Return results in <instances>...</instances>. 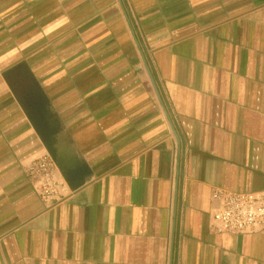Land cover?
<instances>
[{
  "label": "crops",
  "instance_id": "obj_1",
  "mask_svg": "<svg viewBox=\"0 0 264 264\" xmlns=\"http://www.w3.org/2000/svg\"><path fill=\"white\" fill-rule=\"evenodd\" d=\"M216 188L264 191V0H0V264H264Z\"/></svg>",
  "mask_w": 264,
  "mask_h": 264
},
{
  "label": "built area",
  "instance_id": "obj_2",
  "mask_svg": "<svg viewBox=\"0 0 264 264\" xmlns=\"http://www.w3.org/2000/svg\"><path fill=\"white\" fill-rule=\"evenodd\" d=\"M26 175L46 205L67 197L68 187L48 154L32 161L26 167ZM212 199L217 203L212 217L213 232L240 234L264 229V191L242 193L216 188Z\"/></svg>",
  "mask_w": 264,
  "mask_h": 264
}]
</instances>
